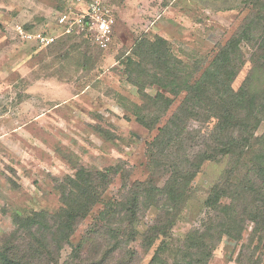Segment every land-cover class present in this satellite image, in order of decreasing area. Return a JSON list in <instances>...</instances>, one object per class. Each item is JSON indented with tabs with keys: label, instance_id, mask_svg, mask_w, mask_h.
Masks as SVG:
<instances>
[{
	"label": "rangeland",
	"instance_id": "374dc122",
	"mask_svg": "<svg viewBox=\"0 0 264 264\" xmlns=\"http://www.w3.org/2000/svg\"><path fill=\"white\" fill-rule=\"evenodd\" d=\"M91 4H98L100 14L113 20L110 34L102 43L95 30L59 36L46 48L25 43L16 34L15 28L21 26L60 35L58 14L71 9L75 18ZM244 25L253 27V38L264 36V0H0V245L12 239L15 217L57 212L61 191L78 171L95 173L112 167L118 172L110 177L111 184L76 227L70 246L61 250L58 264L99 261L113 242L103 235L95 238L101 225L98 222L94 226L95 220L107 202L121 201L127 190L151 178L148 146L185 97L181 93L173 99L154 129L139 123L137 114L145 99L125 72L127 59H136L134 43L139 38H159L181 66L204 70L218 49ZM246 48L241 45L245 61L250 53ZM251 68L246 62L240 69L231 83L234 91ZM157 92L172 98L158 86L145 89L150 97ZM213 124L203 123L202 118L191 120L180 147L172 146L155 159L160 167L152 180L158 186L173 183L176 173L171 164L177 162L183 169L184 158L195 160ZM255 135H264V123ZM226 164L225 159L202 163L190 182V199L175 222L173 238L182 239L200 226L203 201L219 182ZM104 184L95 182L98 193L103 192L100 188ZM157 214L155 208L142 213L136 241L109 254L105 264H149L156 245L146 250L143 237ZM250 229L244 233L245 243ZM79 244L80 257L71 263L72 246ZM256 245L255 241L252 248ZM261 247L256 256L264 264V237ZM238 249V244L223 238L208 264H236L233 260ZM131 251L135 255L129 261ZM174 256L167 252L162 257L165 264H177Z\"/></svg>",
	"mask_w": 264,
	"mask_h": 264
},
{
	"label": "trees",
	"instance_id": "16d2710c",
	"mask_svg": "<svg viewBox=\"0 0 264 264\" xmlns=\"http://www.w3.org/2000/svg\"><path fill=\"white\" fill-rule=\"evenodd\" d=\"M252 28L251 25L241 27L218 49L204 70L190 68L188 64L181 66L182 62L159 38L154 41L139 38L134 43L132 53L136 59H127L125 72L127 79L138 88L139 96L145 99L141 113L137 114L139 123L154 129L173 99L181 93L185 97L148 146L151 178L127 190L121 201L107 202L100 218L95 220L94 226L101 223L95 238L103 235L113 242L95 264H105L109 254L135 242L140 216L151 208L158 214L143 237L146 250L156 245L149 264H165L162 256L167 252L175 255L177 264H208L216 244L223 238L238 244L233 260L236 264H260L256 253L261 250L264 237V135L257 136L255 132L264 123V36L253 38ZM242 44L250 50L247 61L243 59ZM246 62L252 68L240 88L234 91L231 83ZM200 71L199 78L195 79ZM153 85L172 98L160 92L150 97L145 89ZM199 118L203 123L214 121V124L206 131L195 160L184 158L183 169L177 162L171 164L176 173L173 183L158 186L152 180L157 178L160 167L155 159L172 146L179 148L188 135V123ZM224 159L226 168L203 201L200 226L191 229L182 239L173 238L175 222L190 199L191 180L202 163ZM117 172L112 167L95 173L82 169L61 191V207L57 212L39 211L28 217H15L12 239L0 245V264H58L61 250L70 246L76 227L87 217L98 196L111 184L110 177ZM96 181L105 183L100 188L102 193L96 191ZM66 190L70 191L66 193ZM250 226L245 243L244 233ZM255 241L257 245L252 248ZM81 245L72 246L71 263L80 257ZM128 255L130 261L135 253L131 251Z\"/></svg>",
	"mask_w": 264,
	"mask_h": 264
},
{
	"label": "built area",
	"instance_id": "2783aa9c",
	"mask_svg": "<svg viewBox=\"0 0 264 264\" xmlns=\"http://www.w3.org/2000/svg\"><path fill=\"white\" fill-rule=\"evenodd\" d=\"M71 3L80 0H69ZM75 18L71 9L59 13L56 17L57 24L61 27L60 35L48 33L45 30H26L21 26L15 28L18 37L25 43L33 44L39 48H46L53 44L59 36L70 34L74 31H92L98 34L97 40L102 43L112 29L113 20L100 14L98 4H91L90 8L80 11Z\"/></svg>",
	"mask_w": 264,
	"mask_h": 264
}]
</instances>
